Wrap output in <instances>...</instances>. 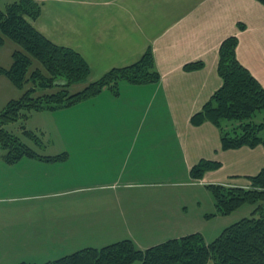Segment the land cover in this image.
Masks as SVG:
<instances>
[{
    "label": "crops",
    "instance_id": "1",
    "mask_svg": "<svg viewBox=\"0 0 264 264\" xmlns=\"http://www.w3.org/2000/svg\"><path fill=\"white\" fill-rule=\"evenodd\" d=\"M13 1L6 0L5 5ZM35 2L39 15L30 24L52 44L80 55L90 69L87 83L112 69L133 65L148 50L160 79L146 85L120 82L117 94L107 89L71 107L44 111L74 112L76 122L100 125V138L68 142L58 152L34 151L57 160L22 158L8 164L0 156V195H4L0 204H7L0 205V245L56 244L53 248H61L90 237L92 243L104 246L88 248L128 240L138 250H146L186 236L175 231L167 217L168 207L161 209L159 200L168 198L169 188L182 185L178 179L189 177L199 161L218 162L220 168L183 185L245 187V177L256 175L264 166L262 147L222 151L214 125L191 124L192 116L221 87L218 52L228 37L237 38L238 62L264 89V6L259 2ZM195 62L203 67L184 71L186 64ZM78 148L84 150L80 157ZM141 196L152 203L143 204ZM45 200L50 203H36ZM29 201L37 206H11ZM42 212L48 213L46 218L38 215ZM53 248L45 260L29 253L21 263L44 264L78 251L64 254Z\"/></svg>",
    "mask_w": 264,
    "mask_h": 264
},
{
    "label": "trees",
    "instance_id": "2",
    "mask_svg": "<svg viewBox=\"0 0 264 264\" xmlns=\"http://www.w3.org/2000/svg\"><path fill=\"white\" fill-rule=\"evenodd\" d=\"M264 6V0H256ZM39 15L35 0H15L0 9V46L9 40L19 47L11 54L8 69L0 67L3 75L16 89L19 98L10 100L0 112V150L4 159L14 164L22 158L40 157L5 127L19 120H27L33 112L53 111L71 107L99 95L103 90L117 94L120 82L132 85L155 84L160 76L154 65L151 50L125 68L112 69L95 82L87 84L90 69L79 54L58 47L40 35L30 24ZM243 29V25H238ZM237 38H226L218 52L217 73L221 87L213 93L199 113L191 118L198 126L210 122L220 132L222 151L242 147L264 149V89L236 58ZM37 67H34V64ZM201 62L186 64V72L200 70ZM30 84L29 88L26 86ZM85 84L76 93L73 85ZM24 135L36 141L31 132ZM220 163L201 160L190 170L194 180L207 172L216 171ZM248 187L208 185L213 195L216 214L229 216L244 205L254 206L249 217L226 227L210 243L199 233L171 239L146 250H138L125 240L100 249L85 248L44 264H264V166L254 176L245 177ZM28 264V263H19Z\"/></svg>",
    "mask_w": 264,
    "mask_h": 264
},
{
    "label": "rangeland",
    "instance_id": "3",
    "mask_svg": "<svg viewBox=\"0 0 264 264\" xmlns=\"http://www.w3.org/2000/svg\"><path fill=\"white\" fill-rule=\"evenodd\" d=\"M6 0H0V9H4ZM19 50V47L9 40H5V43L0 46V67L3 69H8L11 65V54ZM38 65L35 63L34 67ZM90 83V82H89ZM88 84V83H87ZM30 84L26 86L29 88ZM85 84L73 85L70 87V93H76L83 89ZM105 91V90H103ZM107 91V90H106ZM22 94V91L16 89L10 82L0 74V112L3 107L6 105V102L9 100L19 98ZM17 96V97H16ZM68 114L58 115L51 112H33L28 116V119L23 121L19 120L15 123L9 124L5 129L11 132L14 136L18 137L24 144L30 146L35 152L44 154L43 152L54 151L58 152L61 145H69L68 142H79V141H89L92 139L100 138V125L94 127L92 123L87 121H75L74 112H67ZM264 119V113L258 114L255 118L256 122ZM24 130L29 131L34 135L36 141H30L27 136L24 135ZM96 135H93V134ZM42 146L47 147V150L42 148ZM77 155L80 157V154L84 153L83 149H76ZM5 152L0 150V156L4 155ZM85 156V155H84ZM83 156V157H84ZM190 174V173H189ZM206 174V173H205ZM204 174V175H205ZM203 177L200 179L202 180ZM3 178V175H0V179ZM33 179L32 181H35ZM187 180L189 182H197L200 180H194L191 176L186 178L180 177L178 181L182 185H175L176 187H171L169 193L162 189L157 191L163 192L168 198L166 200L160 199L159 205L161 209L163 206L168 207L167 217L171 218V221L174 222L173 226L176 232L181 230L184 235L189 234L190 232L199 233L202 237L205 238V243H210L213 241L223 229L228 226L235 224L243 218L249 217L251 212L254 209V206L244 205L229 216H220L216 214L214 206V198L212 193L206 186L211 185H183L186 184ZM248 183V181H247ZM249 183L245 187H248ZM4 197V195H0ZM144 201L143 204L147 205L152 203L145 196H141ZM49 200L45 201H36V203L47 204ZM51 201V200H50ZM31 202H17L11 204V206L17 207H32L37 206L30 204ZM33 203V202H32ZM7 205V204H0ZM183 208V209H182ZM162 212V210H160ZM179 212H182L179 214ZM116 213V212H115ZM154 213V212H153ZM40 217L46 218L48 213L42 212L38 213ZM112 214V213H111ZM155 214V213H154ZM157 215H160L159 213ZM151 217V215H150ZM187 223L186 227L180 226L184 223ZM123 230V229H122ZM109 233H112V230L109 229ZM187 233V234H186ZM1 236V235H0ZM56 244H42V245H0V264H19L22 260L29 258L30 254L42 255V259L51 253L50 249L53 248ZM104 246L103 243H92V239L87 237L83 243L81 239L76 242V244L63 245L56 248H53L55 252L61 253H70L74 252L73 250H82L86 247H96L99 248ZM68 247V248H67ZM50 248V249H49ZM65 248V249H63ZM143 251V250H142ZM32 259H30L31 261ZM133 264H139L135 262ZM207 264H214L213 261H209Z\"/></svg>",
    "mask_w": 264,
    "mask_h": 264
}]
</instances>
